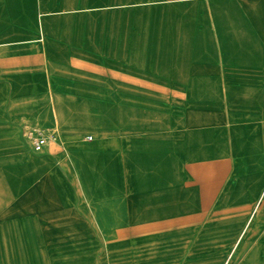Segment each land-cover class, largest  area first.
<instances>
[{"label":"crops","instance_id":"obj_1","mask_svg":"<svg viewBox=\"0 0 264 264\" xmlns=\"http://www.w3.org/2000/svg\"><path fill=\"white\" fill-rule=\"evenodd\" d=\"M212 2L0 0V264H264V0Z\"/></svg>","mask_w":264,"mask_h":264},{"label":"rangeland","instance_id":"obj_2","mask_svg":"<svg viewBox=\"0 0 264 264\" xmlns=\"http://www.w3.org/2000/svg\"><path fill=\"white\" fill-rule=\"evenodd\" d=\"M226 1H229V0H213V4H210V14H211V18H210V23L212 24V26L215 28L216 31H222L223 30V22L226 21V18H234L235 21H239L240 24H236V25H233L231 28L234 30V33L235 31L237 30V28L240 27L241 25V18L244 16V19L247 21L249 19V16L252 14L251 13V10L249 9H246V8H242L241 5H236V4H233V2H227V3H224ZM225 6H227L225 9L223 8ZM184 12H191V13H196L199 18H198V21H199V24L198 26L199 27H208V20H207V11H205V9L203 8V3L200 2V3H197L196 5H192V4H185L184 5ZM245 21V22H246ZM244 21L242 23H245ZM192 22H189L188 20H184V23H182V25H177V27H179V29H187V28H190L192 27L193 25H190ZM248 44V41H245L242 37H234V38H229L227 40H221V39H216V40H202V41H199V42H196L194 43L195 46L199 47V48H211V47H215V46H220V47H228V48H231V49H235V48H240L241 46L243 45H246ZM135 74H139V73H143L145 71V69H141V68H136L135 70ZM229 88H228V87ZM244 87H246V85H243ZM250 86V85H248ZM240 87V86H238ZM238 87H234L232 86V88L230 87V85H224V84H221V85H215V88L216 90H219L217 92H219V94L215 93V95L218 97V96H221L223 97L224 99L227 98V97H230L232 94L234 93H239V88ZM196 91H201L202 87L199 86V85H193V84H185L184 85V88H183V91L185 92V98L184 100H182L183 102V106L184 107H188L192 104V100H191V92L193 90ZM108 90V89H106ZM111 89H109L108 91H110ZM136 90L137 92H145L147 89H145L144 87H136ZM122 96V95H121ZM97 103H101V102H104V103H111V105H117L120 106V109H121V112L124 113V110L122 109H126L125 108V105H127V100H118V101H115L114 99H107V100H102V101H96ZM144 103L146 101H143ZM149 104L153 103L154 105H160L161 103L165 104L164 101H147ZM121 113V114H122ZM92 137V136H91ZM90 137V138H91Z\"/></svg>","mask_w":264,"mask_h":264},{"label":"built area","instance_id":"obj_3","mask_svg":"<svg viewBox=\"0 0 264 264\" xmlns=\"http://www.w3.org/2000/svg\"><path fill=\"white\" fill-rule=\"evenodd\" d=\"M31 139L37 152L43 151L48 144V139L44 136L31 137Z\"/></svg>","mask_w":264,"mask_h":264}]
</instances>
